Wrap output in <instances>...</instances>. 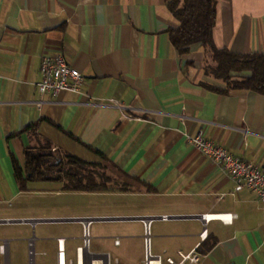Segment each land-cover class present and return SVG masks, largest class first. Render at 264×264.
<instances>
[{
  "label": "crops",
  "instance_id": "crops-1",
  "mask_svg": "<svg viewBox=\"0 0 264 264\" xmlns=\"http://www.w3.org/2000/svg\"><path fill=\"white\" fill-rule=\"evenodd\" d=\"M215 1L216 47L263 54L264 0ZM179 27L167 0H0V264H91L103 253L113 264H144L145 219L152 252L164 259L196 250L201 264H264V205L249 190L235 194L228 173L189 143L202 133L264 170V95L208 89L223 87L205 75L211 54L194 46L182 56L170 35ZM46 50L84 76L82 95L41 96ZM43 119L37 136L13 137ZM35 140L101 164L90 147L143 184L97 194L28 181L23 190L13 159L25 169ZM222 214L237 218L211 219L201 241L202 217ZM80 219L93 221L81 254Z\"/></svg>",
  "mask_w": 264,
  "mask_h": 264
},
{
  "label": "trees",
  "instance_id": "trees-1",
  "mask_svg": "<svg viewBox=\"0 0 264 264\" xmlns=\"http://www.w3.org/2000/svg\"><path fill=\"white\" fill-rule=\"evenodd\" d=\"M167 4L172 15L180 23L179 29L170 33L174 48L182 56L188 55L194 46H201L211 54L213 63L206 66L205 75L222 82L223 87L206 85L208 89L223 95L238 91H251L264 95V53L240 55L216 47L214 30L217 23V2L215 0H167ZM43 122L47 121L40 120L13 137L28 132L37 136L38 128ZM87 148L109 163L104 155L90 147ZM58 153H55L52 145L46 142L42 147L25 149V169L13 159L15 177L21 189L26 188L28 181H59L64 183L67 192L100 194L130 191L128 184L119 187L110 177L97 172L99 164L86 162L71 154ZM123 175L129 180L143 184L125 173ZM213 246H207L202 252H209Z\"/></svg>",
  "mask_w": 264,
  "mask_h": 264
},
{
  "label": "built area",
  "instance_id": "built-area-1",
  "mask_svg": "<svg viewBox=\"0 0 264 264\" xmlns=\"http://www.w3.org/2000/svg\"><path fill=\"white\" fill-rule=\"evenodd\" d=\"M42 80L38 84V90L41 96H50L57 98L63 93H73L82 95V87L85 84L84 76L75 69L66 59L62 52L46 50L41 60ZM111 105L121 112H124L119 103L111 101ZM189 143L192 147L200 151L205 157L212 160L226 171L230 179L235 184V194L244 190H249L257 196L259 203L264 205V170L256 164L247 163L228 153L223 147L217 146L212 141L203 136L202 133L196 137H190ZM204 230L200 235L201 241L208 237L207 224L211 219H218L224 223L232 224L237 218L236 215L222 214L215 217L204 215ZM166 221L168 217H162ZM83 226V247L79 248V254L88 251L91 240L92 220L80 219ZM145 259L144 264H201L203 256L196 250L191 253H179L178 259L168 257L164 259L160 255L152 252L150 229L152 220L145 219ZM116 244H119L116 241ZM2 254L5 253V247H1ZM64 256V240L59 241V258ZM91 264H113L110 253H103L96 256ZM118 264V262H116Z\"/></svg>",
  "mask_w": 264,
  "mask_h": 264
},
{
  "label": "rangeland",
  "instance_id": "rangeland-1",
  "mask_svg": "<svg viewBox=\"0 0 264 264\" xmlns=\"http://www.w3.org/2000/svg\"><path fill=\"white\" fill-rule=\"evenodd\" d=\"M43 145H44V143H41V142L38 143L35 140V143H34L33 147H37L38 148V147H42ZM99 165H100V167L97 168L96 171L99 172L100 174H103V175H106L107 177H110L112 180H114L116 183H118L119 187L123 186L124 184H128L129 188H132V189L133 188L135 189L136 187H139L137 182H134L132 180L126 179L120 172H118L116 169H114L108 163L102 161L101 164H99Z\"/></svg>",
  "mask_w": 264,
  "mask_h": 264
},
{
  "label": "water",
  "instance_id": "water-1",
  "mask_svg": "<svg viewBox=\"0 0 264 264\" xmlns=\"http://www.w3.org/2000/svg\"><path fill=\"white\" fill-rule=\"evenodd\" d=\"M32 224H34L36 221H30ZM14 243L18 245H22L24 242H28L31 245L32 240H26L23 237H16L15 239H11ZM30 252L32 253V247L30 246Z\"/></svg>",
  "mask_w": 264,
  "mask_h": 264
}]
</instances>
